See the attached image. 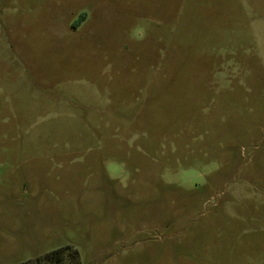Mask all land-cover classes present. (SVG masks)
Listing matches in <instances>:
<instances>
[{"label": "rangeland", "instance_id": "374dc122", "mask_svg": "<svg viewBox=\"0 0 264 264\" xmlns=\"http://www.w3.org/2000/svg\"><path fill=\"white\" fill-rule=\"evenodd\" d=\"M264 264V0H0V264Z\"/></svg>", "mask_w": 264, "mask_h": 264}, {"label": "trees", "instance_id": "16d2710c", "mask_svg": "<svg viewBox=\"0 0 264 264\" xmlns=\"http://www.w3.org/2000/svg\"><path fill=\"white\" fill-rule=\"evenodd\" d=\"M79 262V251L73 246H66L19 264H79Z\"/></svg>", "mask_w": 264, "mask_h": 264}]
</instances>
